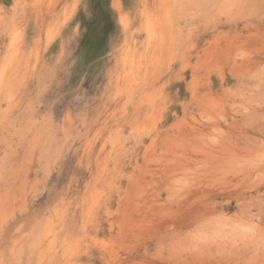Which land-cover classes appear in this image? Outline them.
I'll return each mask as SVG.
<instances>
[{"label": "rangeland", "instance_id": "1", "mask_svg": "<svg viewBox=\"0 0 264 264\" xmlns=\"http://www.w3.org/2000/svg\"><path fill=\"white\" fill-rule=\"evenodd\" d=\"M0 264H264V0H0Z\"/></svg>", "mask_w": 264, "mask_h": 264}, {"label": "bare ground", "instance_id": "2", "mask_svg": "<svg viewBox=\"0 0 264 264\" xmlns=\"http://www.w3.org/2000/svg\"><path fill=\"white\" fill-rule=\"evenodd\" d=\"M155 37H156V36H155ZM155 37H154V38H155ZM154 42H155V41H154ZM156 42H157V41H156ZM153 47H154V46H153ZM153 47H152V48H153ZM152 51H153V50H152Z\"/></svg>", "mask_w": 264, "mask_h": 264}]
</instances>
